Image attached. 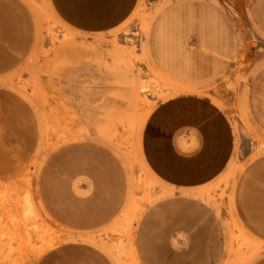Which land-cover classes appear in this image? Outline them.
<instances>
[{
  "label": "rangeland",
  "instance_id": "1",
  "mask_svg": "<svg viewBox=\"0 0 264 264\" xmlns=\"http://www.w3.org/2000/svg\"><path fill=\"white\" fill-rule=\"evenodd\" d=\"M22 1L33 47L0 74V264H259L264 0H130L105 30ZM197 105L227 125L221 168L180 182L161 159L200 156L181 113Z\"/></svg>",
  "mask_w": 264,
  "mask_h": 264
},
{
  "label": "crops",
  "instance_id": "2",
  "mask_svg": "<svg viewBox=\"0 0 264 264\" xmlns=\"http://www.w3.org/2000/svg\"><path fill=\"white\" fill-rule=\"evenodd\" d=\"M61 16L70 24H75L88 30H105L117 26L130 9V0L109 2V0H54ZM34 43V23L28 6L22 0H0V74H6L17 68L26 58ZM187 107L182 110L183 126L188 129H196L201 135L200 145L203 150L195 159H187L185 156H167L161 161L165 163L168 172L176 170L181 172L176 178L180 182H194L213 176L216 170L221 168L222 140L226 139V123L214 113H205L204 106ZM201 110V112L199 111ZM206 114V115H205ZM203 117V124L198 116ZM199 120V121H198ZM254 175L264 182V161L253 166ZM187 170V173L186 171ZM188 170H191L190 173ZM77 171L85 172L86 169L77 168L67 171L69 175ZM185 173V174H184ZM99 179L113 181V173H96ZM96 175V176H97ZM191 177V178H190ZM177 181V182H178ZM255 186V185H253ZM263 189L251 188L253 196L246 199V216L249 222L257 228L264 239V196L259 194ZM262 193V192H261ZM99 211V210H98ZM76 213V212H75ZM74 213V214H75ZM110 212L100 210L97 212L100 218ZM72 212L69 215H74ZM96 220H82L80 224L90 226ZM259 264H264V258Z\"/></svg>",
  "mask_w": 264,
  "mask_h": 264
},
{
  "label": "bare ground",
  "instance_id": "3",
  "mask_svg": "<svg viewBox=\"0 0 264 264\" xmlns=\"http://www.w3.org/2000/svg\"><path fill=\"white\" fill-rule=\"evenodd\" d=\"M84 43V42H83ZM82 46H83V44H81ZM85 45V44H84ZM119 69V68H118ZM123 78V77H122ZM126 78V77H125ZM125 78H123V79H125ZM143 86V85H142ZM144 88V87H143ZM141 130V129H140ZM138 133V132H137ZM150 171V170H149ZM168 190V189H167ZM168 192V191H167ZM22 210V209H21ZM8 212V211H7ZM9 215V214H8ZM10 219H11V217H10ZM19 232V231H18ZM11 237V236H10ZM11 246V245H10ZM251 247V246H250ZM38 249V248H37ZM262 250H263V248H261ZM254 250V249H253ZM257 250V249H256ZM258 252V251H257Z\"/></svg>",
  "mask_w": 264,
  "mask_h": 264
}]
</instances>
